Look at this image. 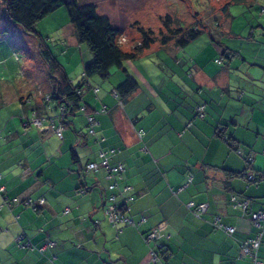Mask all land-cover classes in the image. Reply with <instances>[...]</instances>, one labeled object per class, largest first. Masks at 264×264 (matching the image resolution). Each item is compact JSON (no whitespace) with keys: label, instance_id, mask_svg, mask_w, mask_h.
Instances as JSON below:
<instances>
[{"label":"crops","instance_id":"1","mask_svg":"<svg viewBox=\"0 0 264 264\" xmlns=\"http://www.w3.org/2000/svg\"><path fill=\"white\" fill-rule=\"evenodd\" d=\"M248 2L251 9L254 0ZM241 13L236 18L228 7L219 45L207 33L183 49L155 44L107 79L93 77L82 89V106L97 121L95 137L88 135L81 111L63 119L45 101L51 82L40 56L35 64L25 54L24 63L0 41V264H153L143 238L153 229L163 236L158 264H255L241 257L240 243L259 233L250 216L264 211V183L248 185L242 174L264 172V15L254 30L249 10ZM65 27L53 41L77 85L92 55L71 24ZM25 47L37 51L35 43ZM35 67L41 79L32 76ZM125 72L138 88L122 103L115 89ZM34 113L44 126H61L62 139H41L28 122ZM236 149L252 157L250 165ZM100 150H113L110 165L125 167L120 187L135 199L134 220L145 219L138 228L117 232L104 215L105 170L83 171L86 163L100 162ZM232 196L249 201L246 212L234 207ZM25 199L44 205L33 211ZM189 202L207 205L202 220L186 208ZM214 217L234 228V235L213 229ZM261 232L257 264H264ZM19 237L35 249L48 242L53 247L26 251L17 247Z\"/></svg>","mask_w":264,"mask_h":264},{"label":"trees","instance_id":"2","mask_svg":"<svg viewBox=\"0 0 264 264\" xmlns=\"http://www.w3.org/2000/svg\"><path fill=\"white\" fill-rule=\"evenodd\" d=\"M249 0H226L220 8L221 16L230 17L228 7L232 4H247ZM4 5V17L11 26L19 27L25 34L31 35L37 44V51L48 69L51 82L50 102L59 108H64L61 118L72 117L82 107V89L89 85V81L98 76L107 79L113 69L122 68L126 61L139 58L144 51L152 45H173L177 49H183L201 35L207 33L212 42L219 45L215 36H222V31L211 32L201 21L189 27H175V22L166 16L163 28L158 35L150 30L139 28L140 41L131 50H124L119 44V38L123 30L111 24L110 20L97 12L94 4H88L83 0H2ZM65 6L68 12L74 36L79 44L85 45L92 55V61L84 65L82 79L77 85H73L67 77L63 66L51 53L49 46L43 37L37 32L36 25L46 16L56 12ZM216 28H221L218 19L215 20ZM5 31V30H4ZM138 82L128 72L116 89L115 94L120 101L126 102L137 90ZM86 110V108H85ZM88 113V112H87ZM90 114V113H88ZM224 130L218 132L223 138ZM228 146L235 149L231 139H225ZM237 173H230L232 177ZM246 173L242 174L244 178ZM236 176V175H235Z\"/></svg>","mask_w":264,"mask_h":264},{"label":"rangeland","instance_id":"3","mask_svg":"<svg viewBox=\"0 0 264 264\" xmlns=\"http://www.w3.org/2000/svg\"><path fill=\"white\" fill-rule=\"evenodd\" d=\"M88 4H94L97 8V12L103 16H106L111 24L115 27H119L123 30V34L120 36L119 40L121 47L124 50H131L136 47L140 41L139 28L144 30H150L155 35L163 28V21L166 16L175 22V27H189L192 24L199 23L201 21L204 25L211 28L212 32H217V28L214 25L215 20L218 19L221 28L223 25V20L221 16L220 8L226 3V0H83ZM259 1L260 6L256 4ZM263 0H254L251 9L247 8V4H232L230 9L232 13L237 14L236 18H241L243 14L241 11L249 10V14L252 16V22L254 24V30L256 25L261 23L262 17L259 16L260 8L264 7L262 5ZM264 15V14H261ZM69 23L68 12L65 6L61 7L59 10L43 18L36 25V30H40L50 48L51 53L56 57L61 65H65L67 69H70L69 64L66 59L60 54V50L54 43V39L57 38L56 35L61 30H65V26ZM241 22V27H242ZM225 24V23H224ZM237 25V24H236ZM3 28V29H2ZM5 30V31H4ZM246 30L245 35L247 34ZM0 32H7V34H2L0 36V41L5 40L13 50L14 58H20L22 62H26V56L30 57V61L36 64V60L39 59V55L35 48L29 49L25 46H29L32 43L36 44L35 39L31 35H25L19 27H14L9 24V22L4 17V5L2 0H0ZM39 32V31H38ZM217 34V33H216ZM49 39H47V38ZM201 37L207 39V34L201 35ZM217 38V36H215ZM224 40V38H220ZM4 42V41H3ZM83 49H87L85 45H81ZM85 47V48H84ZM73 48L72 53L76 54ZM11 50V51H12ZM89 51V50H88ZM87 54V52H85ZM26 54V56H25ZM79 56V54H76ZM90 62V61H89ZM88 62V63H89ZM26 67V65L24 64ZM29 65L27 66V68ZM30 74V71H29ZM34 78L43 77L41 69L35 67L32 74ZM77 83V81H76Z\"/></svg>","mask_w":264,"mask_h":264},{"label":"built area","instance_id":"4","mask_svg":"<svg viewBox=\"0 0 264 264\" xmlns=\"http://www.w3.org/2000/svg\"><path fill=\"white\" fill-rule=\"evenodd\" d=\"M260 13L264 14V7L260 8ZM124 41V40H122ZM119 40V44L122 42ZM18 59V58H17ZM45 101L50 103V95L45 97ZM203 108L198 109L199 117H202ZM80 111L85 115L87 121V132L89 136L95 137V128L97 126V121L95 120L92 114H88L85 110V107L82 106ZM64 113V108H59L58 116L62 117ZM44 118L37 115L36 113L28 119V122L31 126L35 127L40 135L41 139H47L52 135H55L58 139H62L63 128L58 126L54 128L53 125L44 126ZM236 154L239 157L245 159V161L250 165L252 162L251 156H246L240 149H236ZM109 154V155H108ZM114 154V151L106 153L102 150L99 152V163H86L83 167L85 173L97 172L99 169L105 170V179L108 182L106 196H105V208L104 215L111 225L117 232H119L124 227H133L138 228L141 224L145 222V219L142 217L138 222H136L132 215L131 205L134 202L133 196H125L128 187H120V182L122 180V175L125 172V167L122 163H117L115 165H110V157ZM262 155L264 157V148L262 150ZM244 179L248 185L258 186L260 183H264V172L254 173L252 171L245 174ZM191 179L188 183H190ZM4 189L0 187V195H3ZM83 194V192H81ZM231 202L234 207L240 209L243 213L247 211L249 201L246 199H237L235 196L231 197ZM12 203H17L13 201ZM3 205L10 206V203L6 198L3 199ZM24 205L29 207L33 211H37L39 208L43 207L44 200L39 199L37 201H32L30 199L24 200ZM186 208L191 212L194 218L202 220L204 215L207 213V205L205 204H195L189 202L186 205ZM250 219L253 225L259 229L257 236L242 241L240 243V253L241 257H247L251 259L255 264H257V253L261 244L262 232L264 229V211H258L250 216ZM99 222L94 221V224L97 225ZM211 226L213 229L224 232L227 236L232 237L234 235V228L225 226L220 222V218L214 217L211 221ZM157 229H153L146 233L143 238L147 245H149V260L153 264H158L160 262V251L161 246L159 245V240L162 238ZM17 247L26 251L37 250L39 253H44L49 248L53 247V243L48 242L40 249H35L27 239L19 237L16 241Z\"/></svg>","mask_w":264,"mask_h":264}]
</instances>
